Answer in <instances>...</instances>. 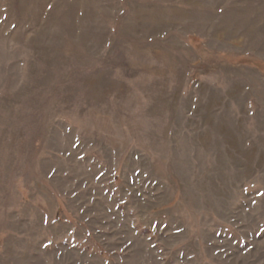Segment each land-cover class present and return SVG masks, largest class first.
I'll return each instance as SVG.
<instances>
[{"label": "rangeland", "instance_id": "374dc122", "mask_svg": "<svg viewBox=\"0 0 264 264\" xmlns=\"http://www.w3.org/2000/svg\"><path fill=\"white\" fill-rule=\"evenodd\" d=\"M0 264H264V0H0Z\"/></svg>", "mask_w": 264, "mask_h": 264}]
</instances>
